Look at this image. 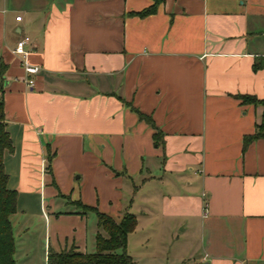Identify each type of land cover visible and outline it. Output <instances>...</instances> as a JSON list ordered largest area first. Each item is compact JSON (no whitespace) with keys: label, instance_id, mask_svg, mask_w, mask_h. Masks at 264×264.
Returning <instances> with one entry per match:
<instances>
[{"label":"crops","instance_id":"1","mask_svg":"<svg viewBox=\"0 0 264 264\" xmlns=\"http://www.w3.org/2000/svg\"><path fill=\"white\" fill-rule=\"evenodd\" d=\"M155 1L0 0L3 166L15 213L21 192L39 193L44 264L48 248L95 242L97 216L89 227L77 200L116 221L156 217L170 264H264V136L243 143L264 107L237 97L264 98V0H161L137 14ZM22 36L33 74L13 52ZM27 252L15 243V263Z\"/></svg>","mask_w":264,"mask_h":264},{"label":"trees","instance_id":"2","mask_svg":"<svg viewBox=\"0 0 264 264\" xmlns=\"http://www.w3.org/2000/svg\"><path fill=\"white\" fill-rule=\"evenodd\" d=\"M142 11L137 12L138 15L144 16L153 13L156 10L158 2ZM264 63H257L255 67L263 66ZM3 73L0 71V264H16L14 260L15 243L11 225V215L16 212L17 191L7 186L8 175L3 166L4 151H12V142L6 129L4 121V108L2 92ZM243 102L262 105L264 107V98H258L254 95L240 94L237 96ZM140 119L147 121L153 127L155 122L153 118L133 108ZM264 136V109L260 123H257L256 132L252 135L244 137V148L247 145ZM154 141L156 144L163 143V132L159 129L154 133ZM81 213L86 211L95 212L97 216L98 231L95 235V250L92 252H80L73 247L55 251L51 248L47 249L45 264H133L132 255L127 251L128 235L135 230L138 220L134 213L125 212L120 221H116L110 215L100 211L97 207L83 204L81 201L72 202ZM104 231L105 234L102 232Z\"/></svg>","mask_w":264,"mask_h":264},{"label":"rangeland","instance_id":"3","mask_svg":"<svg viewBox=\"0 0 264 264\" xmlns=\"http://www.w3.org/2000/svg\"><path fill=\"white\" fill-rule=\"evenodd\" d=\"M190 172V171H189ZM9 188H12L11 185H8ZM156 187L160 190L161 186L156 184ZM38 192L24 193L21 192L22 200L25 202H20L18 211L14 215H11V223L13 225V236L15 239V243L17 244L18 250L20 247L26 246L28 250V257L30 260V264H44L43 259V239H42V223L39 217L37 216V207H38ZM68 195V194H67ZM67 195L57 196L60 203L66 202ZM142 195L138 196L140 199ZM137 199V200H138ZM63 201V202H61ZM67 203H64L66 205ZM70 204V203H69ZM158 208V203L154 204ZM24 208V214L22 215L20 209ZM88 224L89 227L92 224V216H96L95 212H88ZM156 217L153 218L152 224L147 223L144 225L143 220L141 224L138 225V233L136 235H131L130 238V248L128 253L132 255L134 263L133 264H170L164 261L162 258L165 256L167 250V246H169V240L167 235L160 234V227L157 224ZM21 225H25L27 228L21 232L19 231V227ZM104 234L105 232L102 231ZM136 237V238H135ZM167 237V239H166ZM145 238H148V241H145ZM195 241V239H193ZM25 242V243H24ZM24 243V244H23ZM145 246L155 247L156 257L151 259L148 257ZM87 251L92 252L95 250V242L94 240L89 239L87 243ZM127 249V250H128ZM19 255V254H18Z\"/></svg>","mask_w":264,"mask_h":264},{"label":"built area","instance_id":"4","mask_svg":"<svg viewBox=\"0 0 264 264\" xmlns=\"http://www.w3.org/2000/svg\"><path fill=\"white\" fill-rule=\"evenodd\" d=\"M15 20L16 21H19L21 20V16L20 15H16L15 16ZM29 41V38L27 36H22L21 38H19L16 43H15V47L13 49V52L15 54H18V55H21L23 58H22V61H21V64H22V67L24 68V70L27 72V73H35L37 72L38 68L36 65H32L30 63H28L25 59V55H26V50L24 48V45ZM28 84H32V80L29 79L27 80Z\"/></svg>","mask_w":264,"mask_h":264}]
</instances>
